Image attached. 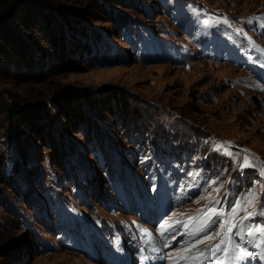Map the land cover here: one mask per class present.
<instances>
[{"label":"rangeland","instance_id":"rangeland-1","mask_svg":"<svg viewBox=\"0 0 264 264\" xmlns=\"http://www.w3.org/2000/svg\"><path fill=\"white\" fill-rule=\"evenodd\" d=\"M37 1L67 37L54 56L36 14L21 28L29 76L0 54V181L14 172L0 182V264H169L197 238L189 217L228 214L249 190L256 214L232 241L253 254L239 264H264L247 235L264 227V0ZM68 91L99 109L89 126L57 122L71 149L53 164L15 112L55 116L50 102ZM170 216L180 223L161 238Z\"/></svg>","mask_w":264,"mask_h":264},{"label":"trees","instance_id":"trees-1","mask_svg":"<svg viewBox=\"0 0 264 264\" xmlns=\"http://www.w3.org/2000/svg\"><path fill=\"white\" fill-rule=\"evenodd\" d=\"M36 14L39 17L38 28L48 40V46L54 51V56L60 55V51L64 49V39L67 37L63 32L62 24L58 20V22L55 21V14L50 9L43 10L37 0H10L9 7L4 10V14L0 17V54L20 70L22 77L29 76L24 73V70L31 71L33 69L32 51L34 44L29 41L28 35L23 34L21 28L26 27L27 22L32 20ZM83 98L81 100L78 94L70 91L60 94L50 102V106L55 111V116L50 114L46 106L27 110L16 109V124L25 130H34L41 134L42 141L49 146V159L53 164L60 163L65 156V149L67 152V148H69L68 142L62 139L65 136L60 132L57 122L64 119L65 122L68 121L73 124L85 122L89 126V111L99 109L96 96L86 94ZM99 102L104 104L105 100ZM117 102L123 105L125 100L117 98ZM40 120L43 125L39 126ZM25 156V152L22 151L20 158L23 162ZM13 173L9 177L3 175L1 180L5 182L8 180L7 182L11 185Z\"/></svg>","mask_w":264,"mask_h":264},{"label":"snow or ice","instance_id":"snow-or-ice-1","mask_svg":"<svg viewBox=\"0 0 264 264\" xmlns=\"http://www.w3.org/2000/svg\"><path fill=\"white\" fill-rule=\"evenodd\" d=\"M219 147V146H218ZM251 160L248 155H244L243 163L240 165L242 168L253 167ZM261 173L264 174V167H261ZM215 183V181H213ZM219 191V189H214ZM208 197L202 196L201 199H207ZM214 199V198H213ZM218 203V202H217ZM256 205V193L249 190L248 193L242 198L237 200L231 212L224 214L218 211L215 207L207 208L203 211L202 216L199 218L189 217V221L197 220L198 224L194 230L189 232V235L196 236L197 238L193 242H186V246L183 247L182 251L173 254L169 253V264H239L245 258L253 255L248 252L246 248L240 244L232 241L233 230L239 225L244 224V221L251 219L256 213L255 211H248L249 208H254ZM240 212L244 215L237 219ZM174 215V214H173ZM224 216L222 220H214V217ZM180 221L173 220L172 217H168L162 223H160L157 231L161 238H163L170 229H173L176 224ZM215 223L219 224L218 229L214 233L208 232V229ZM187 229L188 223L184 224ZM142 232H146L144 229H140ZM244 230L241 229V232ZM241 232H237L240 235ZM204 233L202 237L199 234ZM259 234L260 241L256 244V247L264 245V227H257L255 229L248 228L247 235L253 236ZM205 244L206 247L200 249L198 246ZM164 246L168 247L167 241L164 242ZM153 252H156L155 247L152 248ZM264 255V251L259 253Z\"/></svg>","mask_w":264,"mask_h":264},{"label":"bare ground","instance_id":"bare-ground-1","mask_svg":"<svg viewBox=\"0 0 264 264\" xmlns=\"http://www.w3.org/2000/svg\"><path fill=\"white\" fill-rule=\"evenodd\" d=\"M259 96V95H258Z\"/></svg>","mask_w":264,"mask_h":264}]
</instances>
